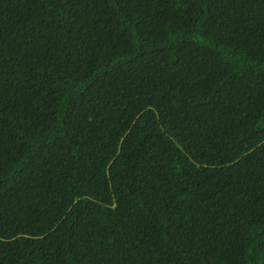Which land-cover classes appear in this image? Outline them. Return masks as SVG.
<instances>
[{"label": "trees", "instance_id": "obj_1", "mask_svg": "<svg viewBox=\"0 0 264 264\" xmlns=\"http://www.w3.org/2000/svg\"><path fill=\"white\" fill-rule=\"evenodd\" d=\"M0 264H264V0H0Z\"/></svg>", "mask_w": 264, "mask_h": 264}]
</instances>
